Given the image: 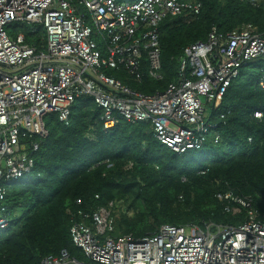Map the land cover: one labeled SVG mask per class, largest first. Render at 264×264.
I'll list each match as a JSON object with an SVG mask.
<instances>
[{"label":"built area","instance_id":"2783aa9c","mask_svg":"<svg viewBox=\"0 0 264 264\" xmlns=\"http://www.w3.org/2000/svg\"><path fill=\"white\" fill-rule=\"evenodd\" d=\"M201 6L200 0H0V230L11 218L7 189L31 171L38 148L33 137L48 134L44 117L55 113L68 125L81 95L93 99L104 130L118 119L147 122L154 138L176 154L219 141L209 116L240 69L264 58V28L243 23L223 34L212 26L204 40L183 48L175 80L155 93L107 73L161 79L160 23L188 20ZM24 26L32 34L43 30L41 47L26 40ZM261 70L258 86L264 89ZM217 197L226 211L229 204L244 209V220L237 226L162 224L137 237L116 232L112 202L78 208L69 234L85 260L62 249L40 264H264V221L251 198L230 190Z\"/></svg>","mask_w":264,"mask_h":264},{"label":"trees","instance_id":"16d2710c","mask_svg":"<svg viewBox=\"0 0 264 264\" xmlns=\"http://www.w3.org/2000/svg\"><path fill=\"white\" fill-rule=\"evenodd\" d=\"M200 1L196 16L167 17L160 23L161 79H135L123 70L107 73L132 89L155 93L175 80L183 48L204 40L212 26L223 34L243 23L264 28V0H254L255 5ZM21 29L27 41L41 47L42 29L35 34L26 26ZM259 60L240 69L209 116L217 123L211 133L219 141L210 140L197 150L170 151L154 138L147 122L118 119L104 130L88 95L72 104L68 125L55 113L47 114V136L33 137L38 148L31 171L7 189L11 219L0 231V264H40L44 256H56L62 249L84 261L69 234L72 215L78 208L93 210L109 202L116 232L137 237L162 224L237 226L245 210L229 204L226 211L227 203L217 197L228 190L249 196L257 218L264 221V89L258 86L264 58Z\"/></svg>","mask_w":264,"mask_h":264},{"label":"water","instance_id":"95a60500","mask_svg":"<svg viewBox=\"0 0 264 264\" xmlns=\"http://www.w3.org/2000/svg\"><path fill=\"white\" fill-rule=\"evenodd\" d=\"M64 264H73L72 262H70V261H67V262H65Z\"/></svg>","mask_w":264,"mask_h":264},{"label":"bare ground","instance_id":"6f19581e","mask_svg":"<svg viewBox=\"0 0 264 264\" xmlns=\"http://www.w3.org/2000/svg\"><path fill=\"white\" fill-rule=\"evenodd\" d=\"M5 197H6V196H5ZM5 203H6V200H5ZM6 204H7V203H6ZM7 205H8V204H7ZM8 207H9V206H8ZM9 209H10V208H9ZM10 219H11V218H10ZM9 221H10V220H9ZM8 223H9V222H8ZM7 225H8V224H7ZM7 225H6V226H7ZM6 226H5V227H6ZM5 227H4V228H5ZM4 228H3V229H4ZM1 230H2V229H1ZM1 230H0V231H1Z\"/></svg>","mask_w":264,"mask_h":264},{"label":"rangeland","instance_id":"374dc122","mask_svg":"<svg viewBox=\"0 0 264 264\" xmlns=\"http://www.w3.org/2000/svg\"><path fill=\"white\" fill-rule=\"evenodd\" d=\"M254 61H260L259 59H256V60H254ZM253 62V61H252ZM124 206V205H123ZM121 209H123V207L121 208Z\"/></svg>","mask_w":264,"mask_h":264}]
</instances>
